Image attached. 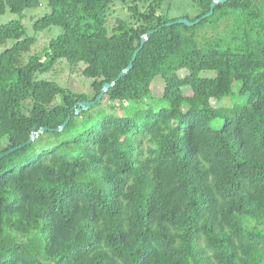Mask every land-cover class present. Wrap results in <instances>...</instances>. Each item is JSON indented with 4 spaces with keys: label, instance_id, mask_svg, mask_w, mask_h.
Segmentation results:
<instances>
[{
    "label": "trees",
    "instance_id": "16d2710c",
    "mask_svg": "<svg viewBox=\"0 0 264 264\" xmlns=\"http://www.w3.org/2000/svg\"><path fill=\"white\" fill-rule=\"evenodd\" d=\"M190 1L194 22L214 0ZM116 2L129 19L109 27ZM163 2L0 0V16L46 4L35 31H63L32 54L22 21L0 26V47L13 41L0 154L54 130L0 161V264H264V0H229L194 27H168L187 17L160 15ZM61 61L83 66L89 93L39 78ZM235 87L245 102L212 104Z\"/></svg>",
    "mask_w": 264,
    "mask_h": 264
},
{
    "label": "rangeland",
    "instance_id": "374dc122",
    "mask_svg": "<svg viewBox=\"0 0 264 264\" xmlns=\"http://www.w3.org/2000/svg\"><path fill=\"white\" fill-rule=\"evenodd\" d=\"M50 9L46 4L38 8L26 9L23 13H13L7 8L6 12L0 16V26L9 23L13 20H20L26 28V35L30 37H35L37 39L36 44L32 48V54L40 53L50 40L56 38L63 31L59 27H52L51 29L43 30L40 32L35 31L34 23L37 19L49 13ZM158 13L160 15H168L169 18H182L187 17L188 20H193L197 15V9L192 5L190 0H164L162 7L159 9ZM112 19L109 21V27H113L115 24L116 17L128 20L129 13L127 8L121 3L116 2L111 6V16ZM131 21V20H130ZM202 31V30H201ZM13 41H8L7 45L0 47V53L7 47L12 46ZM83 66H79V70L73 69L65 61L59 62L53 71L40 75L39 78H44L48 80H53L63 87L70 88L74 91L89 93V87L91 80L86 79L81 74ZM184 76L185 73H182ZM208 76H213V74H208ZM153 97H161L164 91V83L161 79H156L153 82ZM187 94L190 95L191 92L188 90ZM246 97H241L237 94V87L234 88V94L227 97L217 103L216 100L212 101L214 106L223 105L226 107L232 106L234 103L245 102ZM61 98H58L56 103H59ZM101 109L111 111L110 104L108 101L103 102ZM223 123L222 119L213 120L211 126L214 128H219ZM7 142L3 139V144Z\"/></svg>",
    "mask_w": 264,
    "mask_h": 264
},
{
    "label": "water",
    "instance_id": "95a60500",
    "mask_svg": "<svg viewBox=\"0 0 264 264\" xmlns=\"http://www.w3.org/2000/svg\"><path fill=\"white\" fill-rule=\"evenodd\" d=\"M228 1H229V0H214V1L212 2V4H211L210 12H209L207 15L203 16L202 18H200V19H198V20H196V21H194V22H191V21L188 20V19H178L177 21H174V22L168 23L167 26L170 27V26L175 25V24H182V25H185V26H187V27H194L196 24L200 23L203 19L212 16L213 13H214V11H215V8L217 7V5H219V4H223V3H226V2H228ZM153 33H154V31H150V32L148 33L147 36H144V37L142 38L140 48H139L138 50L135 51V53H134V55H133V58H132V60H131V62H130V64H129V66H128L125 70L122 71V73H121V74L118 76V78L116 79L115 83H116L117 81H119V80H120V79H121L126 73H128L129 71H131V70L133 69V67H134V61L136 60V58H137V56H138L140 50L143 48L144 44H145L146 41L148 40V36H149V35H152ZM115 83H106V84H104L103 89H102L100 95L96 98L95 101L79 102V103L77 104V106L74 108V109H75V114H76V115H79L82 111H88V110H90L93 106H95V104H96L97 102H101L102 99H103V97L105 96V94L109 91V89H110L111 87L114 86ZM70 119H71V116L69 115V116L67 117L66 121L64 122V124H63L62 126H60L56 131H62V130H64L65 127L69 124ZM34 129H35L36 131H35L34 133H32L31 138L28 140V142H27L26 144H24V145H22V146H20V147H17V148H13V149L9 150V151L6 152V153L0 154V161H1L4 157H6V156H8V155H10V154H12V153H14L15 151H17V150L23 148L24 146L31 144V143H32L33 141H35L38 137H40L42 134H44V133H46V132H53V131H54V130L49 129V128H47V127H43V128H41L40 130H37V127H35Z\"/></svg>",
    "mask_w": 264,
    "mask_h": 264
}]
</instances>
